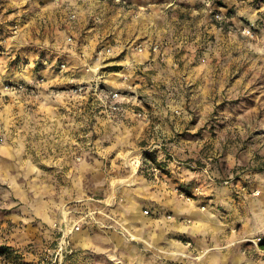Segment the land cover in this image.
Returning <instances> with one entry per match:
<instances>
[{
  "label": "rangeland",
  "instance_id": "rangeland-1",
  "mask_svg": "<svg viewBox=\"0 0 264 264\" xmlns=\"http://www.w3.org/2000/svg\"><path fill=\"white\" fill-rule=\"evenodd\" d=\"M52 1L10 0L12 6L0 18V56H5L0 58V66L20 69L19 56H13L18 50L14 40L26 27L24 17L49 13ZM106 2L110 13L119 9L130 21L136 37L133 51L150 53L149 60L135 63L133 72L129 62L111 67L119 71V81L123 83L120 89L131 88L134 99L141 88L146 93L141 103L133 107L136 116L148 123L135 122L121 127L112 138L106 136L104 144L114 147L103 153L102 162L80 163L84 167L96 164L98 169L94 172L102 175L104 171L108 178L99 185L90 178L84 179L83 185L98 186V192L105 191L107 195L113 180L112 189L121 184L145 187L152 183L150 180L167 178L168 189L172 188L184 203L203 210L223 206L240 209L248 216L255 209L264 210V0ZM44 17V27L54 25L50 19L46 23ZM69 20L63 33L65 41L72 35L75 48L78 23ZM92 22L91 17L86 25ZM155 44L158 49L152 51ZM136 46L143 49L139 51ZM42 58V64L49 63L47 57ZM151 59L156 60L154 65L155 60ZM22 63L26 65L27 60ZM122 74L127 76L125 82ZM45 140L44 137V143ZM4 142L0 139V144ZM32 153L35 155L36 151ZM5 158L14 161L10 153ZM124 162L130 166H123ZM78 164L68 165V184L72 188L78 184ZM132 168L142 180H133ZM118 169L122 175L131 173L119 178L114 174ZM48 170L47 162H0V195H5L0 198V262L45 264L43 260L59 233L43 224L29 231L28 235H34L30 243L19 248L7 245L6 240L14 236L17 224L6 216L10 207L5 199L22 196L28 206L44 207L48 192L53 190L46 180ZM241 223L236 221L232 233L240 236L242 254L264 261V250L258 245L264 234L246 236L239 230ZM131 238L128 235L129 240H136ZM30 252L34 256L27 259ZM99 256L91 250L76 248L67 264H124L123 258L108 253ZM140 256H134L129 264H150Z\"/></svg>",
  "mask_w": 264,
  "mask_h": 264
},
{
  "label": "crops",
  "instance_id": "crops-1",
  "mask_svg": "<svg viewBox=\"0 0 264 264\" xmlns=\"http://www.w3.org/2000/svg\"><path fill=\"white\" fill-rule=\"evenodd\" d=\"M17 1L20 0L15 3H19ZM52 3L49 13L24 17L26 27L21 28L20 35L14 40L18 50L13 56L15 53L19 56L20 69L6 64L0 66V138L6 141L0 144V162H47L46 180L53 189L48 192L44 207L28 206L23 203L22 196L6 197V204L10 207L6 216L17 224L14 236L7 239L6 244L14 248L23 247L34 236L28 235L31 234L29 231L39 229L43 224L50 225L59 233L65 222L62 211L70 208L71 221L78 216L86 217L82 227L70 236L73 254L76 248L91 250L96 257L108 253L112 257L123 258L124 264L132 263L131 259L140 255L150 264H172L173 261L176 264L264 263L260 257L242 254L240 236L232 233L236 221H242L239 230L246 236L264 234V210L255 209L251 216L240 209L223 206L203 210L197 205L184 203L172 188L168 189L167 178L158 179L157 176L145 187L121 184L112 189L113 180L107 188L111 193L98 192L100 189L95 185L105 182L108 175L104 171L102 175L94 172L98 169L96 164L84 167L80 162H102L103 153L114 147L104 144L106 136L112 138L121 127L135 122L148 123L134 113L133 106L141 103L146 94L142 88L141 94L137 93L135 99L125 104L122 113H111L105 109L100 90L123 88L119 71L111 69L112 66L129 62L133 72L135 63L149 60L150 53L133 51L132 42L136 37L130 21L121 15L119 9L110 13L106 0H53ZM9 6H12L10 0H0V18ZM73 13V21L78 23L74 31L75 50L68 47L63 33ZM44 16L46 23L50 19L54 25L44 27ZM91 17L93 22L87 26ZM101 45L111 46L112 54L92 61L91 57ZM80 51L82 56L77 54ZM2 57L5 56L2 54ZM42 57H47L49 63L42 64ZM25 60L27 63L23 65ZM58 61L67 63L65 72L57 71L55 63ZM92 62L99 67L97 72L85 70V65ZM155 63L156 60L152 65ZM71 76L78 82L97 85L99 91L96 94L85 90L79 95L63 91L58 95L47 93L50 87L64 88ZM37 77L43 78L38 95L1 92L3 81L32 83ZM37 151L45 155L41 154V157ZM9 153L14 161L5 158ZM37 157L41 159H35ZM75 162L81 164V170L78 184L72 188L68 184L71 172L67 169ZM123 166L130 164L124 162ZM131 171L122 175L118 169L114 174L123 178ZM88 178L95 183L94 186L83 185L84 179ZM142 178L134 175L133 170L134 181ZM4 197V194L0 195V198ZM128 235L136 240H129ZM135 247L141 252L138 253ZM33 256L30 252L27 259ZM0 264L15 263L2 261Z\"/></svg>",
  "mask_w": 264,
  "mask_h": 264
},
{
  "label": "built area",
  "instance_id": "built-area-1",
  "mask_svg": "<svg viewBox=\"0 0 264 264\" xmlns=\"http://www.w3.org/2000/svg\"><path fill=\"white\" fill-rule=\"evenodd\" d=\"M71 19L75 18V14L70 15ZM16 28V27H15ZM66 42L68 44V47H73V37L72 35H68L66 37ZM139 51H141L143 48L141 46H136ZM152 51H156L158 49V45L155 44L152 46ZM75 50V48H74ZM112 53V47L111 46H103L101 45L98 47L93 56L91 57L92 61H97L104 57L105 54ZM78 55L82 56L83 53L77 52ZM45 63H47L46 60H44ZM56 68L58 72H65L68 65L65 61H58L55 63ZM128 67V66H127ZM86 71L91 72H97L99 70V67L94 66L92 63H87L85 65ZM127 76L125 74H122V81L125 82V79ZM43 82L42 77H37L34 82L32 83H25V82H13V81H5L1 85V92L4 93H15V92H25L31 95H38L40 90V84ZM97 85H91L87 82H78L74 80V77L71 76L64 88H55L50 87L46 91L49 95H58L60 93L66 92L69 94H82L85 90L93 91L97 94L99 89H97ZM100 97L102 99L103 105L105 109L108 112L111 113H122L125 110V104L130 103L133 99V95L131 94V88L128 86L123 90L120 88H114V89H101L100 90ZM141 113H138L140 115ZM2 139V138H0ZM70 208H65L62 211L63 216L65 217V222L63 227L59 230V236L56 239L54 245L48 249L47 254V262L45 264H63L66 260V258L73 253V249L70 243V236L73 232L78 231L82 225L86 221L85 216H78L76 220L71 221L70 214H71ZM147 212V211H146ZM258 238V240H260Z\"/></svg>",
  "mask_w": 264,
  "mask_h": 264
},
{
  "label": "trees",
  "instance_id": "trees-1",
  "mask_svg": "<svg viewBox=\"0 0 264 264\" xmlns=\"http://www.w3.org/2000/svg\"><path fill=\"white\" fill-rule=\"evenodd\" d=\"M259 247L261 248V249H263L264 250V237L262 238V240L259 242ZM73 255V253L72 254H70L69 256L71 257ZM70 257H68V258H70ZM47 260H48V258L46 257V259L45 260H43V261H46L47 262ZM66 260H67V258H66ZM65 260V261H66ZM45 262V263H46ZM63 264H65V262L63 263Z\"/></svg>",
  "mask_w": 264,
  "mask_h": 264
}]
</instances>
